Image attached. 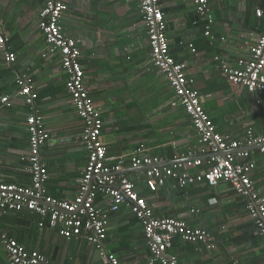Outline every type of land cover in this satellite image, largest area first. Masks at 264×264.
I'll use <instances>...</instances> for the list:
<instances>
[{"label":"crops","instance_id":"0c3cea01","mask_svg":"<svg viewBox=\"0 0 264 264\" xmlns=\"http://www.w3.org/2000/svg\"><path fill=\"white\" fill-rule=\"evenodd\" d=\"M61 1L67 6L61 18L63 32L81 41L84 82L102 111L101 139L109 165L136 150L165 162L182 155L205 159L189 118L170 106L173 93L150 62L141 0ZM208 4L213 18L211 39L204 36L191 0L160 1L170 54L186 64L195 78L203 108L219 133L238 140L244 139L247 129L264 135V93L249 94L231 85L214 60L220 56L236 67L239 59L248 57L259 34L249 26V17L254 9L264 11V0H208ZM42 6L43 0H0V36L16 57L10 65L6 48L0 49V97L12 98L11 106L0 115V183L31 185L26 124L30 109L16 93V80L26 75L33 82L34 104L49 135L41 149L48 171L47 194L69 201L79 191L87 161L80 140L83 123L66 92L67 76L59 59L49 55L39 30ZM258 159L251 179L264 196V165ZM124 175L142 188L154 218L181 219L212 234L211 250L200 243L173 240L167 253L178 264H264V242L246 213V199L236 196L227 184H199L185 190L166 185L150 193L139 171L127 168ZM97 200L106 202L102 196ZM0 231L27 250L43 254L51 264H101L86 240L65 239L34 214L0 210ZM107 234L105 249L123 264H148L142 226L128 210L111 214ZM7 261L0 247V264Z\"/></svg>","mask_w":264,"mask_h":264},{"label":"built area","instance_id":"2783aa9c","mask_svg":"<svg viewBox=\"0 0 264 264\" xmlns=\"http://www.w3.org/2000/svg\"><path fill=\"white\" fill-rule=\"evenodd\" d=\"M160 1L141 0L140 6L150 62L173 93L170 106L180 108L189 118L201 146L200 156L205 159L182 155L165 162L159 157L144 154L143 150H136L109 165L107 150L101 139L102 111L94 103L84 82L80 62L81 41L67 37L63 32L61 18L67 11L66 4L61 0H43L38 27L49 55L59 59L60 68L67 76L65 89L83 123L80 140L87 153L78 193L72 200L58 201L50 197L45 188L48 171L42 162L41 149L49 135L44 118L34 104L33 82L26 75L16 80V93L30 109L26 124L31 185L23 187L0 183V210L4 213L34 214L46 221L48 227L56 230L61 237L86 240L97 251L101 264H123L116 255L105 249L110 216L121 208L128 210L142 226L149 253L148 264H178L176 258L167 253L175 239L200 243L207 250L213 248V237L208 229L192 227L177 218H154L151 207L142 195V188L124 175L127 168L139 171L144 188L150 193L166 185L185 190L199 184L209 187L227 184L236 196L246 199V213L258 237L264 242V196L256 191L251 179L259 163L258 158L264 165V135H256L247 129L244 139L238 140L216 130L203 108L195 78L187 72L186 64L176 62L170 54ZM191 2L197 20L204 25V36L211 39L213 18L208 0ZM255 15L261 18L264 12L258 9ZM5 48V39L0 36V49ZM187 48L197 55L192 44H188ZM6 55V61L12 65L15 54L6 48ZM214 60L217 69L231 85L241 87L249 94L264 93V29L255 36L248 57L239 59L236 67L220 56L214 57ZM11 103V97H0V115L2 109L10 107ZM100 196L106 198L104 204L98 203ZM0 247L8 255L6 264H51L43 254L27 250L16 239L1 231Z\"/></svg>","mask_w":264,"mask_h":264},{"label":"trees","instance_id":"16d2710c","mask_svg":"<svg viewBox=\"0 0 264 264\" xmlns=\"http://www.w3.org/2000/svg\"><path fill=\"white\" fill-rule=\"evenodd\" d=\"M255 11H256L255 9L252 11L251 16L249 17L248 24H249L250 27L252 25L253 29H256V31L260 33L264 29V16L261 17V18H257L256 15H255ZM146 52H148V53L150 52L149 47L147 48V51ZM144 197H146V196H144ZM142 237L144 238L143 229H142ZM107 240H108V234H107V238H106L105 242Z\"/></svg>","mask_w":264,"mask_h":264},{"label":"water","instance_id":"95a60500","mask_svg":"<svg viewBox=\"0 0 264 264\" xmlns=\"http://www.w3.org/2000/svg\"><path fill=\"white\" fill-rule=\"evenodd\" d=\"M224 154H221V156H223ZM132 171V170H131Z\"/></svg>","mask_w":264,"mask_h":264}]
</instances>
